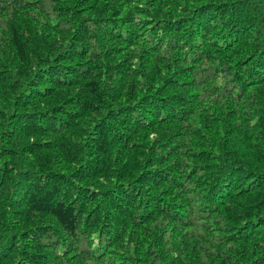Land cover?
<instances>
[{"label":"trees","instance_id":"16d2710c","mask_svg":"<svg viewBox=\"0 0 264 264\" xmlns=\"http://www.w3.org/2000/svg\"><path fill=\"white\" fill-rule=\"evenodd\" d=\"M0 264H264V0H0Z\"/></svg>","mask_w":264,"mask_h":264}]
</instances>
